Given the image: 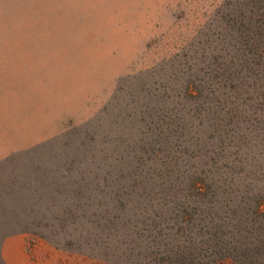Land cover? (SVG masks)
<instances>
[{"label": "rangeland", "instance_id": "1", "mask_svg": "<svg viewBox=\"0 0 264 264\" xmlns=\"http://www.w3.org/2000/svg\"><path fill=\"white\" fill-rule=\"evenodd\" d=\"M227 1L0 0V136L52 137L0 164V190L21 187L19 200L34 210L22 219L41 223L36 236L56 247L58 264H118L69 248L88 238L85 219L78 211L79 223L61 227L54 211L97 182L89 169L111 162L101 150L145 136L149 111L182 108L187 65L201 75L195 63L203 48L209 59ZM19 228L2 225L0 237Z\"/></svg>", "mask_w": 264, "mask_h": 264}, {"label": "trees", "instance_id": "2", "mask_svg": "<svg viewBox=\"0 0 264 264\" xmlns=\"http://www.w3.org/2000/svg\"><path fill=\"white\" fill-rule=\"evenodd\" d=\"M225 8L209 59L203 48L195 63L201 75L185 63L182 108L149 111L144 137L101 150L118 166L89 169L97 182L54 211L61 227L79 223L78 211L85 219L88 238L69 248L118 264L148 255L163 256L160 264H264V0ZM94 205L100 212L89 213ZM40 225L19 230L44 237Z\"/></svg>", "mask_w": 264, "mask_h": 264}, {"label": "crops", "instance_id": "3", "mask_svg": "<svg viewBox=\"0 0 264 264\" xmlns=\"http://www.w3.org/2000/svg\"><path fill=\"white\" fill-rule=\"evenodd\" d=\"M55 134V133H54ZM51 136L25 140L0 136V164L11 157L22 154L42 143L50 141ZM23 193L21 187L13 185L9 190H0V195H10L9 199L0 198V226H23L25 205L23 199L19 200V194ZM19 218L22 221L19 222ZM49 245L42 238L22 230H15L0 237V263L1 264H58L56 260L57 249ZM53 260V261H52Z\"/></svg>", "mask_w": 264, "mask_h": 264}]
</instances>
